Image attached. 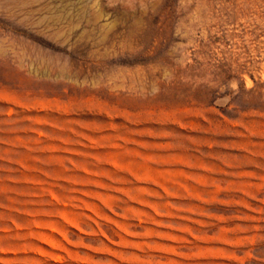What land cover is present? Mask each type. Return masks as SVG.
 <instances>
[{
  "label": "rangeland",
  "instance_id": "374dc122",
  "mask_svg": "<svg viewBox=\"0 0 264 264\" xmlns=\"http://www.w3.org/2000/svg\"><path fill=\"white\" fill-rule=\"evenodd\" d=\"M0 264H264V0H0Z\"/></svg>",
  "mask_w": 264,
  "mask_h": 264
}]
</instances>
